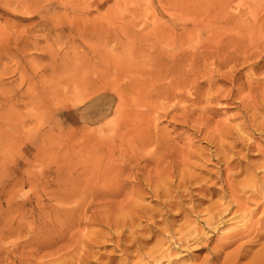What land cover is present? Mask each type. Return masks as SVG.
<instances>
[{
	"label": "rangeland",
	"instance_id": "374dc122",
	"mask_svg": "<svg viewBox=\"0 0 264 264\" xmlns=\"http://www.w3.org/2000/svg\"><path fill=\"white\" fill-rule=\"evenodd\" d=\"M199 21L224 29V43L234 39V49L224 50L257 54L238 64L237 82L219 76L211 86L201 79L197 95L179 106L156 93L141 100L158 117L141 138L163 145L153 155L154 147L138 151L130 120L147 107H137L128 79L102 82L101 59L136 65L132 75L149 78L181 52L176 40L197 51L213 41L210 27H195ZM154 36L165 41L162 47L144 40ZM251 39L259 41L258 51ZM183 77L188 90L183 79L190 77ZM161 100L164 111L153 104ZM259 106L264 0H0V264L148 263L146 253L170 246L192 221L203 223L205 211L222 200L228 177L238 189L252 174L262 179L264 131L254 124L256 114L264 122ZM106 169L113 173L101 178ZM248 193L238 195L239 206L250 211L259 199ZM215 233L176 263L222 264L225 253L252 238L219 257L216 247L226 241ZM261 249L249 245L238 264H263Z\"/></svg>",
	"mask_w": 264,
	"mask_h": 264
},
{
	"label": "bare ground",
	"instance_id": "6f19581e",
	"mask_svg": "<svg viewBox=\"0 0 264 264\" xmlns=\"http://www.w3.org/2000/svg\"><path fill=\"white\" fill-rule=\"evenodd\" d=\"M250 23H252V22H250ZM257 25H258V23H257ZM195 27L196 28H200V29H201V27L205 28V29L210 27L209 28L210 35L208 37L213 38V41L207 40L205 43H201V45L199 46V50L197 51V50H195L193 48L191 49L190 45L186 44L185 39L183 40L182 38H180L179 40H176L175 43H177V45L182 48L181 52L179 54L173 53L172 55H169L170 56V60H171L169 67H167L166 69H163V70H160L163 67L159 68L158 70L156 68L157 71L155 70L156 72H152L153 76L151 75V76H149V78H145L144 75H143L144 73L138 75V77H134L132 74L135 72V67L134 66H136V65H134L132 67L129 64H125V63L115 64L116 63L115 62L114 66H110L109 63H106L103 59H101V61L104 62L105 63L104 65L106 66V69L103 72H101L102 73L101 74V80H103L102 82H106L108 80V77L111 78V82L112 83H117V84L123 79H128L130 81V83L128 82L129 84L127 86L133 84V86L135 88V92L133 94V97H134L135 101L137 100L140 103H142L141 105L139 103L137 105V107L140 108L139 106H142V105H143V108L147 107L145 110L144 109L143 110L138 109L136 112H134V117L131 120L129 119L130 122H131L130 126H132L133 128L131 130H129L128 132H131V133L133 132L136 139H138V137H139V142L140 143H138V140L135 141V143L137 144V150L138 151H140L141 148H143L144 146H146V147H154L155 149L151 152V155H153L163 145V143L160 140H156V141L150 140L148 143H146L141 138V135H142L144 129L151 127L150 123L152 121V118L154 117V116L153 117L150 116V113H153V109H154L153 107L154 106L152 107L153 108L152 109L151 106H150V102L149 101H148L149 104L145 105V103H143V101H141V100L147 99V98H149V96L151 97V95L153 93H156L157 95H160L164 99V101L165 100L166 101H170V103L171 102H173V103L175 102L174 105L179 106L183 102V100L189 99V98L193 97L194 95H197V93L199 92V89L201 87V83L199 82V80L201 81V79H204V83H207V84L209 83L211 86H213L214 83H216L217 81L220 80V79H216V77L219 78V76H222V77L228 78L230 80V83L234 84L235 82H237V77H238V72H239V70H238V66L239 65L238 64L241 61H243V64H247L249 60L253 59V58H251V56L253 54L254 55L257 54L256 51H253V50H252L253 52H251V53H248L247 50L243 51L242 49H244V47L241 49V51H240V49H238L235 52V54L233 52H228L227 50H224L226 48L229 49L231 47L232 48L234 47V45L232 44L234 39L233 38L232 39H227V42L224 43L223 38L220 35L221 31L219 32V30H224V29H219L220 27H216L213 24H212V26H210L209 24L204 23V22L200 23V21L198 23H195ZM225 27H227V26H225ZM241 28L243 29L244 27H241ZM260 30H261V28L259 29V31ZM215 32H217V33H215ZM252 36H255V35L253 34ZM159 39H161V38L158 37V36H154V38H146L144 40L146 42H152V46H157V45H161L162 42H165V41L161 42V40H159ZM252 39H251L250 43H251L253 48L257 49L259 47L260 43H259V41L258 42L257 41L256 42H252V41H255V39H257V38H255L254 40H252ZM236 40H237V37H236ZM188 41H192V40H190V38H189ZM170 42H172L171 45L173 46L174 40L170 41ZM199 42H195V44L197 45V44H199ZM250 43L248 44L249 46H250ZM186 45H187V47H186ZM213 45L216 46V49H213L214 47L212 48ZM237 46H238V44H237ZM161 47H162V45H161ZM238 48H239V46H238ZM258 50L259 49H257V51ZM236 54L237 55L238 54L243 55V57H246V58L240 57L239 55L237 57ZM162 57H164V56H162ZM160 58H161V56H160ZM132 61H131V63H132ZM201 63H203V64H201ZM199 64L202 65V68H204V69L201 70ZM158 65L160 66V63ZM162 65H163V63H162ZM187 65L190 66V69L185 70ZM254 65L255 64L253 62L250 67H253ZM156 66H157V64L155 65V67ZM224 69H228V72H226V74L221 73ZM183 76L190 77V79H188V80H184L183 79V81L187 82L188 90H186L184 88V86L183 87L181 86V81H182L181 78ZM226 81H227V79H226ZM51 89H49V91L47 93L53 94V90H51ZM46 97H47V95L45 96V98ZM121 97L124 98L122 93H121ZM152 98L156 99L155 97H152ZM149 99H147V100H149ZM191 100H193V99H191ZM196 101H197V99H196ZM157 102H159V100H157ZM157 102H155V103H157ZM160 102H161L160 105H158V103L155 104V103L152 102L155 106L156 105L159 106V107H157L158 110H159L160 106H162V100ZM136 103L137 102H135V104ZM254 104H256V103H254ZM147 105H149L150 108ZM165 105L166 104H164V106ZM261 105H262V103H261ZM250 107H251V105L249 106V108ZM259 107L264 109L263 106H259ZM252 108H250L251 112L253 111ZM257 108L258 107H256V109ZM260 108H259V110H260ZM256 109H255V114H256ZM161 110L164 111L163 110V106H162ZM166 111H169V108ZM155 112H157V110H155ZM258 114H260V113H258ZM156 115H158V114H156ZM162 115L163 114H161V116ZM251 116H252V113H251ZM256 116H258V115L256 114ZM256 116H254L255 117L254 124L256 126H258V128L262 127L263 129L261 131H264V122H259L257 120ZM258 117H260V115ZM157 118L154 117L153 120H156ZM249 118H250V116H249ZM126 120H128V119H126ZM260 121H261V119H260ZM249 122H251V121H249ZM125 128H126V126H125ZM245 128H246V126H245ZM251 128H252V126H251ZM253 129H254V127H253ZM116 135H118V134H116ZM233 146H235V145H233ZM231 149H232V146H231ZM219 150H221L220 147H219ZM223 151H222V153L226 152V151H224V152ZM228 151H231V150H228ZM218 152H220V151H218ZM222 153H221V155L223 157L225 154H222ZM229 153L231 154V152H229ZM133 154H134V151H133ZM134 157L137 160L143 159L142 157L139 156V154H135ZM228 159L229 158L227 157V159H226V156H225V159L223 160L224 162H226V164L228 166L225 170H228L229 167L232 166V165H230L228 163L229 162ZM218 161L220 162V159ZM103 166L104 165H102V167ZM260 168L258 170H261ZM262 168L264 169L263 165H262ZM113 169H106V170H104V172H102V170H101V178L103 177V175L105 173L107 174V172H111ZM263 169H262V172L264 173ZM118 170H120V169H118ZM121 170H120V172H121ZM112 173H113V171H112ZM115 174H117V172ZM115 174H113V175H115ZM250 174H251V172H250ZM250 176H253V174L250 175ZM250 176H249V178L251 179V181H250V179L244 181L246 183V187L239 185V187L240 188L242 187V189H238L237 187L234 186L235 184H232V182L230 181V178H232V176L228 177L226 180H224V182H227V186L228 187H227V189H225L222 192V195H221L222 197H220L222 200L219 201L218 203H215L213 208L208 209L207 211H205L204 218L200 217V219L202 218L201 220H203V223L201 221H199V220L192 221L191 224L188 227H185L183 230H181L179 232V236H178L179 238L176 239L174 243L172 242L170 244V246H168L166 248H164V247L162 248L161 247L158 250L156 249V250H154L152 252L150 251V252L146 253V257L148 258V261H149L146 264H178V263H176V261H177L176 258L178 256H181V254H183L182 253L183 251H185L186 249L192 247L193 245L195 246V244H199L203 239H209V233H215V232L217 234L221 232V234H219V235H223L224 237L223 236L222 237L224 238V241H226V243H222V244H220V245H218L216 247L215 252L218 254L219 257H221L223 255L224 251L227 252L228 249H230L233 246H235L239 241L242 240V238H250V237H252L246 243L239 244L237 246V248L232 253H225L223 255L224 257H223L222 264H238L239 261H241L240 259L245 256V254H246L245 251L248 249V246L251 245V244H259L260 246H262L261 253L262 252L264 253V209H262V214L259 215V217H257L258 216V211L261 208H263V206H264V176L262 177V179L257 180V181L255 180L256 178L252 179ZM110 177H111V175H110ZM247 181H249V185H247ZM109 184H110V181H109ZM242 184H244V183H242ZM246 190H248V191H246ZM248 192L250 193V198H253L254 200H256L255 198H257V200L259 199L255 203V208L253 206L254 209H251L250 211H248L249 210L248 208H247V210H244L246 208L245 206H244L245 208L242 207L244 209H242L240 207V206L246 205L244 202H243L244 203L243 205L239 206V202H240L239 201V197L240 196H238V195L240 193L241 194H245V193H248ZM250 198L246 197L244 199L248 200ZM250 201H251V199H250ZM234 207H235V209H234ZM243 210H244V212H242ZM254 218H256V219H254ZM198 224H200L201 226L198 225ZM232 228H233L234 231L237 230L238 232L237 233H232V235L229 234L228 230L232 229ZM220 242H222V241H220ZM220 254H222V255H220ZM259 261H261V260H259ZM254 264H255V262H254Z\"/></svg>",
	"mask_w": 264,
	"mask_h": 264
}]
</instances>
